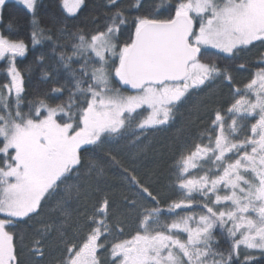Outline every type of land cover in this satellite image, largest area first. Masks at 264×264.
Wrapping results in <instances>:
<instances>
[{"label":"snow or ice","instance_id":"6c2138e0","mask_svg":"<svg viewBox=\"0 0 264 264\" xmlns=\"http://www.w3.org/2000/svg\"><path fill=\"white\" fill-rule=\"evenodd\" d=\"M8 2L0 0V264H264V51L252 69L218 62L264 49V0H104L91 29L45 19L42 0H14L29 14L27 40L5 22ZM86 7L61 4L70 17ZM45 44L54 67L41 79L47 89L29 98L32 65L17 60ZM33 63L42 67L45 54ZM233 71L249 77L237 82ZM202 92L194 114L207 120H188L195 130L175 145L166 191L127 168L135 192L114 190L104 165L83 155L95 149L122 167L107 145L139 147ZM82 169L95 185L68 183Z\"/></svg>","mask_w":264,"mask_h":264},{"label":"trees","instance_id":"16d2710c","mask_svg":"<svg viewBox=\"0 0 264 264\" xmlns=\"http://www.w3.org/2000/svg\"><path fill=\"white\" fill-rule=\"evenodd\" d=\"M125 4L131 3V0H123ZM176 0H171L172 4H175ZM146 6L159 5L161 0H145ZM43 7L41 9V15L47 19L48 16L55 15L57 18L65 20L69 25H77L80 27L87 26L88 29L93 27L92 18L103 11L104 0H85L86 8L76 17L68 16L61 8L62 0H42ZM143 14L132 12L131 15ZM169 15V9L167 7H161L160 18H167ZM5 22L9 21V18L13 21V28L19 29V35L27 40L28 38V20L29 14L27 11L15 4L8 3L5 9ZM127 32H125L123 39H127ZM213 52V51H210ZM44 53L46 56V63L41 67L33 63L36 56ZM259 54V53H258ZM258 54L256 55H243L237 60L223 59L221 58L218 62L222 64H227L229 67L235 69L238 64L245 63L249 69L253 68V61L257 60ZM18 67L23 68L24 65H32V72L30 77L26 76V85L29 92V98L31 94L37 90H46L47 85L41 83L43 73L45 71H51L54 67V60L50 56V48L47 44L44 46H37L32 49L26 58L19 60L17 62ZM4 64L0 65V83L5 80V73L2 71ZM64 74H61V79L63 80ZM246 81V80H244ZM242 81V82H244ZM216 91H218L216 89ZM220 91V90H219ZM217 92V97L222 96V92ZM201 98H206L205 93H199L188 102V105L182 109L177 116L176 122L170 126V128H163L159 131L149 133L148 139L139 147L133 148L131 146H126L125 141H121L119 144L115 145L114 155L117 156L122 167H116L110 165L105 159L101 152L95 149H89L87 153H83L88 159L100 162L105 167L104 180L107 186L119 191L128 192V186L121 181L125 178V173L123 168H127L129 172L134 174L138 180L141 182L152 183L157 189L161 191H166L169 184V179L173 171L172 165L175 157V145L178 143L180 138L186 135L187 131H194L195 127L188 129L187 122L189 119L195 121L196 125H201L206 122L207 117L201 113L202 120H197L194 114V105L198 103ZM124 165V166H123ZM84 175H82L81 180H70L68 183H82L86 187L88 185H95L97 178L91 175H87L86 170H81ZM127 181V180H126ZM128 182V181H127ZM130 189L135 192L134 186L130 185ZM59 197H54L49 202V208H55V201ZM83 203V201H81ZM54 215V213H53ZM19 230H23L29 235L31 234V229L27 225H19ZM219 235V230H218ZM28 241L26 240L25 243ZM221 246H227V240L221 239Z\"/></svg>","mask_w":264,"mask_h":264},{"label":"rangeland","instance_id":"374dc122","mask_svg":"<svg viewBox=\"0 0 264 264\" xmlns=\"http://www.w3.org/2000/svg\"><path fill=\"white\" fill-rule=\"evenodd\" d=\"M8 3H15V2H14V0H9ZM15 4H16V3H15ZM17 5H18V4H17ZM19 6H21V5H19ZM21 7H23V6H21ZM210 51H215V50H210ZM261 51H264V49H262V48H260L259 46H257V47H255V48H252L251 51H245V52H242V53L240 54V56H243V55H251V56H253V55L258 54V53L261 52ZM22 59H24V58H22ZM19 60H21V59H18L17 62H18ZM2 64H4V63H3V62H0V65H2ZM233 76L236 78L237 82H242V81L248 79V77H249V72H248V71H233ZM122 90H123V91H129L128 89H122ZM217 90L219 91L220 89H217ZM206 91H207V90H206ZM218 91H217V92H218ZM219 92L221 93V90H220ZM203 93H204V92H203ZM188 102H189V101H188ZM187 105H188V103H186L185 105H183L182 107H180L179 112H180L182 109H184ZM167 128H170V127H167ZM164 129H165V128H164ZM115 145H116V144H114V143H113V144H109V145L106 146V148H107L108 150H111V151L113 152V154H114ZM123 166H124V165H123ZM121 181L124 182L126 186H128V187H127V188H128V192H130V193L134 192V191H132V190L130 189V186L128 185V182L126 181L125 178H122ZM104 182H105L106 185H107L108 182H106L105 180H104ZM68 204H69V208H70V210H75V209H78V208L80 207V204L77 203L75 200H69ZM52 254H53V255H57L58 252L55 251V250H53V253H52Z\"/></svg>","mask_w":264,"mask_h":264}]
</instances>
